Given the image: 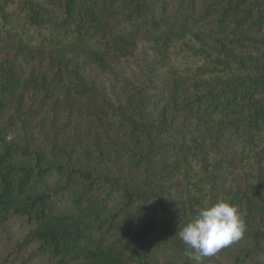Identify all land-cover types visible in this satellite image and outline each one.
Segmentation results:
<instances>
[{"label": "trees", "instance_id": "1", "mask_svg": "<svg viewBox=\"0 0 264 264\" xmlns=\"http://www.w3.org/2000/svg\"><path fill=\"white\" fill-rule=\"evenodd\" d=\"M253 30H264V0H0V42L13 44L16 55L80 59L65 74L61 68L65 81L48 77V70L30 80L0 70V224L24 220L20 248L36 244L53 264H197L175 234L190 218L157 189L187 174L199 182L195 197L214 203L203 169L207 157L217 161L221 148L237 160L261 158L264 73L231 71L225 77L248 79L198 92L186 80L211 58L181 60L162 71L152 65L150 80L139 84L123 74L122 63L138 47L155 55L179 52L192 31L218 37ZM109 62L122 78V103L79 78L81 70H104ZM61 97L95 101L96 110L77 125L86 127L87 141L76 134L70 143L58 138L53 118L46 135L37 133L51 101ZM235 109L241 112L226 116ZM105 124L117 129L108 142L123 141L115 152L91 134L93 125ZM245 245L229 256L231 246ZM228 256L231 264H264V227L245 231L203 264Z\"/></svg>", "mask_w": 264, "mask_h": 264}, {"label": "rangeland", "instance_id": "2", "mask_svg": "<svg viewBox=\"0 0 264 264\" xmlns=\"http://www.w3.org/2000/svg\"><path fill=\"white\" fill-rule=\"evenodd\" d=\"M180 47L183 49L179 52H165L161 55L158 53L155 55L151 48L148 49L147 53V50L142 52L141 47H138L134 50V57L131 56L129 61L122 63L123 74L126 77L137 79L136 83L139 84L142 80H150L152 65L159 67V70L162 71L165 67L174 66L176 62H181V60L207 57L208 59L211 58L209 62L199 66L190 80H186L180 75L175 76V78L186 80L198 92H214L228 85L229 81L233 84L248 79V77L244 80L237 79V77L229 79V77H225L228 72L241 69L243 73H249L250 77L264 73V30L260 32L253 30L250 33L228 32L218 37L206 34L198 35L192 31L180 43ZM60 57L61 61H58L56 57L47 58L43 56L27 59L15 54L13 44L0 42V70L5 74L12 72L11 76L14 78L30 80L39 75L41 71L48 70L50 73L48 77L52 76L53 78L56 77L57 80L65 81L62 72L64 71L65 74L75 66H79L80 59L76 58L75 55L64 58L61 55ZM114 65V62H109L104 70L97 67L85 68L79 72V78L85 87L100 92L101 96H105L113 102L122 103L127 94L122 91L119 85L122 78L114 72ZM47 109L46 123L38 127L37 133L46 135L50 130L47 119L53 118L55 129L60 130L56 134L65 142H72L74 134L85 139V141L90 139L86 136V127L79 128L77 125L82 122V119L84 120L83 114L88 115L93 112L92 109L96 110L95 101H87L85 104H81L61 97L53 99ZM240 112V109H235L226 113V116L231 117ZM91 134L96 135L101 148H107L110 152H115L113 146H123V141L119 139L111 140L112 143L107 141L106 136L116 135L117 129L108 130L106 124L105 128L102 125L101 127L93 125ZM178 144L181 146V142ZM216 152L217 161L212 157H207L203 167L212 181L213 202L227 198L230 203L235 205L243 216L246 225L245 231L264 227V154L261 158H257L259 159L258 162H253L252 159L237 160L230 151L221 148H218ZM106 171L110 175H116L110 172L111 170L103 172ZM195 172L193 171L192 175ZM186 175H184V179H178L167 186H160L157 190H160L163 200L171 202L181 215L192 218L208 200L204 195L199 198L195 197L201 190L197 185L199 182ZM120 177L130 182L133 181V176L126 174L125 171H121ZM194 187L197 193L196 191L193 193L192 188ZM26 231L27 227L20 217H9L0 224V264H53L47 256L39 254L36 244H32L27 249L20 248ZM248 248V245L242 248L231 246L228 254L230 256L237 252H244ZM229 256L222 257L220 264H231Z\"/></svg>", "mask_w": 264, "mask_h": 264}, {"label": "clouds", "instance_id": "3", "mask_svg": "<svg viewBox=\"0 0 264 264\" xmlns=\"http://www.w3.org/2000/svg\"><path fill=\"white\" fill-rule=\"evenodd\" d=\"M6 138L12 139L10 135ZM245 228L237 207L223 198L215 203L205 202L175 234L186 246L185 256L203 264L204 258L238 241Z\"/></svg>", "mask_w": 264, "mask_h": 264}]
</instances>
